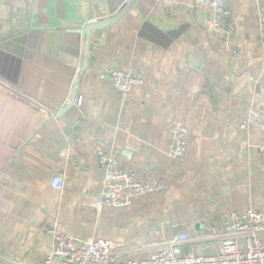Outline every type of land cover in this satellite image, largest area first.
Returning <instances> with one entry per match:
<instances>
[{
    "label": "crops",
    "instance_id": "obj_1",
    "mask_svg": "<svg viewBox=\"0 0 264 264\" xmlns=\"http://www.w3.org/2000/svg\"><path fill=\"white\" fill-rule=\"evenodd\" d=\"M226 9L235 54L198 0H0V264H43L51 221L115 242L120 259H149L179 234L178 255L215 256L232 212L264 213V125L239 129L264 101V0ZM105 67L144 85L122 94L98 78ZM174 121L187 128L180 158ZM95 144L164 189L95 211Z\"/></svg>",
    "mask_w": 264,
    "mask_h": 264
},
{
    "label": "built area",
    "instance_id": "obj_2",
    "mask_svg": "<svg viewBox=\"0 0 264 264\" xmlns=\"http://www.w3.org/2000/svg\"><path fill=\"white\" fill-rule=\"evenodd\" d=\"M199 5L209 11L207 25L212 34L219 37L221 44L235 54L230 40L227 20L230 13L226 9L227 0H198ZM258 39L264 42V15L259 18ZM100 80H108L114 90L129 94L133 88L144 85V77L130 71L105 67L98 72ZM264 125V101L239 122V129L247 131ZM169 156L180 158L185 152L187 128L181 121H174L169 129ZM99 173V201L93 205L100 212L102 206L127 207L132 201L146 194L162 191L164 185L156 178L145 177L134 169H122L116 154L94 145ZM50 185L56 192L62 190V180L55 176ZM227 237L220 242V253L206 256L192 251L178 255L179 246L186 241L185 234L172 238L158 249L149 259L128 260L116 255L118 245L106 239L81 240L66 234L57 221H51L44 233L50 238L51 249L43 264H264V213L254 209L232 212L226 225Z\"/></svg>",
    "mask_w": 264,
    "mask_h": 264
},
{
    "label": "water",
    "instance_id": "obj_3",
    "mask_svg": "<svg viewBox=\"0 0 264 264\" xmlns=\"http://www.w3.org/2000/svg\"><path fill=\"white\" fill-rule=\"evenodd\" d=\"M92 28H95L94 26H85L84 28H80V29H75L74 31H72L74 34L77 35H86V33H88ZM72 105H69L68 107L64 108L62 113H64L65 111L71 109Z\"/></svg>",
    "mask_w": 264,
    "mask_h": 264
}]
</instances>
